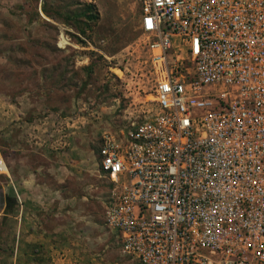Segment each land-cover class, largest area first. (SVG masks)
I'll return each instance as SVG.
<instances>
[{
	"label": "built area",
	"instance_id": "obj_1",
	"mask_svg": "<svg viewBox=\"0 0 264 264\" xmlns=\"http://www.w3.org/2000/svg\"><path fill=\"white\" fill-rule=\"evenodd\" d=\"M140 33L151 99L101 136L106 228L130 264H264V0H140Z\"/></svg>",
	"mask_w": 264,
	"mask_h": 264
},
{
	"label": "rangeland",
	"instance_id": "obj_2",
	"mask_svg": "<svg viewBox=\"0 0 264 264\" xmlns=\"http://www.w3.org/2000/svg\"><path fill=\"white\" fill-rule=\"evenodd\" d=\"M141 37L140 0H0V156L14 146L18 171L26 145L41 184L18 242L21 200L0 176V264H130L105 226L97 153L151 99Z\"/></svg>",
	"mask_w": 264,
	"mask_h": 264
},
{
	"label": "crops",
	"instance_id": "obj_3",
	"mask_svg": "<svg viewBox=\"0 0 264 264\" xmlns=\"http://www.w3.org/2000/svg\"><path fill=\"white\" fill-rule=\"evenodd\" d=\"M20 145V149H19V153H20V165H19V170L15 171V165L14 162L12 163L9 160V157L15 155L17 153V149L14 146H11V148L9 150H7V153L4 155V160L8 166V173L6 176H4L5 178V188L4 190L6 191L5 195L10 196L11 198H14L15 195L17 194L20 198V215L21 218L25 217V221L23 222V224L21 225L22 229L19 232V239L18 242L20 240H23V242H27L28 241V224L29 222L27 221V211H28V207L32 206L31 203H29V200H33L29 198V194L30 195H34L33 192H35L37 189L36 188H41V184L39 183V178L37 175L33 174L32 172L29 173L28 172V158H27V146L24 145L22 148V143L19 144ZM52 187V186H51ZM51 187L49 188L51 190ZM32 191H29V190ZM53 194L48 191V193L46 194V196L52 198L50 199V202L54 201V198L52 196ZM48 197V198H49ZM33 202H36L35 200ZM24 213V214H23ZM22 223V220H21ZM17 238V237H16ZM37 241V239H36ZM25 258L28 259V256L25 255Z\"/></svg>",
	"mask_w": 264,
	"mask_h": 264
},
{
	"label": "water",
	"instance_id": "obj_4",
	"mask_svg": "<svg viewBox=\"0 0 264 264\" xmlns=\"http://www.w3.org/2000/svg\"><path fill=\"white\" fill-rule=\"evenodd\" d=\"M1 197H3V194H2V193L0 194V200H1ZM3 200H4V198H3ZM11 200H12V199H11L10 197H8V196L5 197V202H6V203L11 202Z\"/></svg>",
	"mask_w": 264,
	"mask_h": 264
},
{
	"label": "bare ground",
	"instance_id": "obj_5",
	"mask_svg": "<svg viewBox=\"0 0 264 264\" xmlns=\"http://www.w3.org/2000/svg\"><path fill=\"white\" fill-rule=\"evenodd\" d=\"M65 40L63 38L60 39V46L65 47Z\"/></svg>",
	"mask_w": 264,
	"mask_h": 264
},
{
	"label": "trees",
	"instance_id": "obj_6",
	"mask_svg": "<svg viewBox=\"0 0 264 264\" xmlns=\"http://www.w3.org/2000/svg\"><path fill=\"white\" fill-rule=\"evenodd\" d=\"M88 19H90V20H94V19H96V17H94L93 15L90 14V15L88 16Z\"/></svg>",
	"mask_w": 264,
	"mask_h": 264
},
{
	"label": "flooded vegetation",
	"instance_id": "obj_7",
	"mask_svg": "<svg viewBox=\"0 0 264 264\" xmlns=\"http://www.w3.org/2000/svg\"><path fill=\"white\" fill-rule=\"evenodd\" d=\"M9 203H10V205H11V202H9ZM10 205H9V206H10Z\"/></svg>",
	"mask_w": 264,
	"mask_h": 264
}]
</instances>
